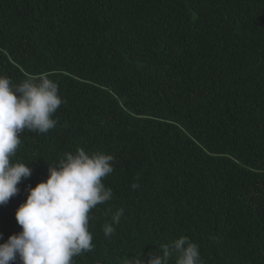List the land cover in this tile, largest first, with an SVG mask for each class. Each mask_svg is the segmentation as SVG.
Returning <instances> with one entry per match:
<instances>
[{
	"label": "trees",
	"instance_id": "obj_1",
	"mask_svg": "<svg viewBox=\"0 0 264 264\" xmlns=\"http://www.w3.org/2000/svg\"><path fill=\"white\" fill-rule=\"evenodd\" d=\"M41 73L64 102L55 128L20 134L10 163L32 172L0 205V243L48 164L83 148L114 156L113 198L74 264L147 259L180 236L203 264H264V0H0V75Z\"/></svg>",
	"mask_w": 264,
	"mask_h": 264
},
{
	"label": "clouds",
	"instance_id": "obj_2",
	"mask_svg": "<svg viewBox=\"0 0 264 264\" xmlns=\"http://www.w3.org/2000/svg\"><path fill=\"white\" fill-rule=\"evenodd\" d=\"M63 102L58 84L46 73L29 75L18 84L0 75V205L17 194V185L32 172L28 163H10L21 144L20 134L25 129L47 133L55 128L54 114ZM114 159L99 150L77 148L48 164L47 178L28 188L26 200L15 211L22 230L0 243V264H10L17 256L21 264H74V257L92 251L90 212L113 198L103 180L113 173ZM131 188L138 189L139 184L132 183ZM123 215L122 207L112 213V224L103 226L106 237ZM147 256L134 254L123 264H169L171 258L175 264H203L199 246L187 236L162 244L159 252L149 251Z\"/></svg>",
	"mask_w": 264,
	"mask_h": 264
}]
</instances>
